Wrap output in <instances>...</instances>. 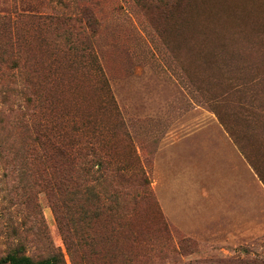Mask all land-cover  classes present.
I'll list each match as a JSON object with an SVG mask.
<instances>
[{
	"label": "rangeland",
	"instance_id": "obj_1",
	"mask_svg": "<svg viewBox=\"0 0 264 264\" xmlns=\"http://www.w3.org/2000/svg\"><path fill=\"white\" fill-rule=\"evenodd\" d=\"M87 117L141 185L77 264H264V0H0V257L46 256L43 225L73 264L32 148Z\"/></svg>",
	"mask_w": 264,
	"mask_h": 264
},
{
	"label": "trees",
	"instance_id": "obj_2",
	"mask_svg": "<svg viewBox=\"0 0 264 264\" xmlns=\"http://www.w3.org/2000/svg\"><path fill=\"white\" fill-rule=\"evenodd\" d=\"M144 1L155 2L163 7L169 5L173 7L178 0ZM86 19L87 25L95 28L97 22L91 13L87 14ZM72 50L75 58L80 61L88 58L90 68H95L97 72L101 71L91 52L86 53L85 48ZM40 74V68L34 67L30 76L32 79L36 76L38 80ZM37 100L41 103L39 99ZM71 125V128L65 130L58 128L53 122L46 134L40 135L42 138L40 148L36 145V141H39L36 134L34 137L36 147L32 148V151L34 155L42 158L46 166L44 168L46 189L53 214L70 260L77 264L76 260L80 257L102 256L103 244L107 242V237L103 230L96 228V223L100 222V219L111 220L118 217L122 211H126L125 215L131 216L138 198L137 190L141 184L135 183L130 175L125 176L119 169H114L112 173L107 170L110 162L105 159L103 134L97 124L87 117ZM256 172L264 182V173L259 170ZM95 180L101 186L99 194L94 193L89 185ZM120 180L124 181L125 188L132 190L125 193L129 197L126 205L123 204L125 201L121 198L116 185L108 191L116 183L122 186ZM141 181L145 183L144 178ZM39 227L38 230H42L46 245V256L35 258L28 255L25 246L19 243L0 257V264H65L62 251L53 246L45 227L43 225Z\"/></svg>",
	"mask_w": 264,
	"mask_h": 264
}]
</instances>
